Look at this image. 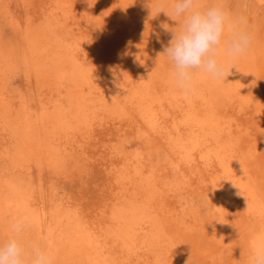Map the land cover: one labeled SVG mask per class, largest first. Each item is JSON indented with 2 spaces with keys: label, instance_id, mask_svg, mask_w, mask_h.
Instances as JSON below:
<instances>
[{
  "label": "bare ground",
  "instance_id": "bare-ground-1",
  "mask_svg": "<svg viewBox=\"0 0 264 264\" xmlns=\"http://www.w3.org/2000/svg\"><path fill=\"white\" fill-rule=\"evenodd\" d=\"M174 2L47 0L19 30L0 0L20 31L18 58L0 56V245L17 217L29 223L23 241L54 264H249L264 245V119L238 120L223 140L207 118L225 103L210 75L185 97L163 72L147 49L169 18L160 6L173 16ZM256 45L240 58L261 97ZM16 62L36 82L30 95L8 88Z\"/></svg>",
  "mask_w": 264,
  "mask_h": 264
},
{
  "label": "rangeland",
  "instance_id": "rangeland-1",
  "mask_svg": "<svg viewBox=\"0 0 264 264\" xmlns=\"http://www.w3.org/2000/svg\"><path fill=\"white\" fill-rule=\"evenodd\" d=\"M77 1H78V3L87 2V0H77ZM174 1L175 0H173V2ZM9 2H10L11 11H13V16L16 17V19L19 23V28H18L19 30H21L22 27L24 26L25 16H26L27 11L29 13H31L37 20H39V17H42V13L44 12V10H46L45 8L48 5L47 0H9ZM214 2L223 4L230 12H232L234 14L242 13L243 15L246 16L247 22H248L247 23V29L252 34V36L254 37L253 41H252V45H251L249 50L258 49L259 46L256 44L258 43L260 45V42L264 40V0H200V2H198V5H199V8L201 10H203L204 8L210 6ZM174 3H176V1ZM174 6H175V4H174ZM172 18L169 17L167 19H163L158 23L159 28L156 29L157 33L154 36L155 40L153 39L152 43H151V45L153 47L150 45L149 48L147 49V51H149V53L151 52L154 54V55L153 54H151V55L155 56L156 54H158V57L160 56L159 60H158L157 55L155 57L159 61V65H160L161 69L163 70V72H165L166 74H168L170 76H172V72L174 69H173L172 63L163 54L164 49H165V47H167L169 45V41L172 38L171 30L180 31L185 17H183V16L175 17L173 15ZM1 19H2V17L0 14V56L4 57L7 55V53H9V54H10V52L13 53L15 50L14 48H16L14 57H15V59H17L19 48H20V47H18V43L20 40V31L12 28L9 24H7L5 21H3V19L2 20ZM165 27H167V30H165ZM224 35L225 36H223L224 38L222 37L223 40L221 42L222 46L220 45L217 49V59L220 63H222L224 65L226 63H228V64H226L227 66L226 65L225 66L228 67V69H229V75L227 76L228 79L226 78L225 80H223V79H221V80L212 79L213 83H212V86L210 89V94L213 96L214 99H215V96L217 98H219V101H220L219 103H222L223 101H225V103H224V105L223 104L218 105L219 108L216 107L218 109H216V108L212 109L210 111V114L207 115V118L209 120H211V122L213 121L218 126L216 131L221 132L220 137L224 136V137H221V139L223 138V140H225L229 134L235 132V130H238L240 128L239 123L241 121L242 122L240 124L245 126L247 123H250V122H248L249 119L250 120L255 119V122L257 120H258L257 122L261 121L260 118L264 119V104H262V102H264V96L259 97V93L256 90H259L260 88H257L256 87L257 84H255L254 81H252L251 79H249L246 76L245 68L243 66H241L242 59L245 55H243V57H241L242 59L241 58L238 59V61L241 59L239 62L235 61L234 63H235L236 68L233 67L231 69V67L233 65L232 64L233 61L230 58H228L227 55H225L226 54V51H225L226 50V44H227V41L229 39V33L225 32ZM255 37H256V39H255ZM257 40H259V41H257ZM221 47H223V48H221ZM249 50L247 53H249ZM154 51L156 52V54ZM218 51L219 52L221 51V52L218 53ZM149 53L147 52V54H149ZM222 53H224V54H222ZM236 64H238V66H236ZM201 71L202 70H199V69L193 70V72L195 73V79L196 80L200 77V74H202ZM10 72L7 74V75H9L8 88L10 89V91L12 93H17L19 90L23 94L30 95L34 92L36 82L34 81V79L29 78V76H27L25 74L26 72L24 71L23 67H21V65H19L16 62L14 64V68L11 69ZM237 73H238V75H237ZM242 74H244V75H242ZM244 76H245V80H244ZM238 80L241 81V82H239L240 87H241L240 90H239ZM244 81H245V83H244ZM235 83H237V84H235ZM262 91L264 93V87H262ZM225 93L229 96H227ZM229 99L231 102L229 101ZM228 107L229 108L231 107L230 110ZM239 114L242 115V118H241V115L239 116ZM236 118H237V121L240 119H241V121L237 122ZM244 123H245V125H244ZM236 126H238V127H236ZM245 128H247V127L245 126ZM112 133H113L112 129L107 128V129H104L100 132H97L95 135V138L97 136V138L105 139V138H107V136L109 134H112ZM10 142H11V140H10ZM3 146L4 145L0 144V148ZM97 146H99V144L96 143V144L89 147V150L91 151L90 155H92V154L98 155V150H97L98 147ZM261 151H262V148H261V146H259L258 149H256V153L258 154V152H261ZM4 164H5L4 158L2 160V157H0V167H1L0 170L2 171L1 173H4L7 171V169H6L7 167H5ZM94 165H97V164H94ZM3 169H5V170H3ZM101 174H103V172H99L98 174H95V181L96 182L101 180V176H102ZM67 190L70 193H74V192L78 193V188H76V186L74 188H71V191H70L69 185H68ZM68 191H66V192H68ZM80 191H81V189H80ZM80 191H79V194H80ZM247 197H248V199H251V197L249 195H247L245 198H247ZM253 199H255V198H253ZM82 216L85 217L86 220H88V218H89L87 212H85Z\"/></svg>",
  "mask_w": 264,
  "mask_h": 264
},
{
  "label": "clouds",
  "instance_id": "clouds-1",
  "mask_svg": "<svg viewBox=\"0 0 264 264\" xmlns=\"http://www.w3.org/2000/svg\"><path fill=\"white\" fill-rule=\"evenodd\" d=\"M160 7V12L172 18L163 5ZM173 14L185 19L180 31L171 30L172 38L163 54L172 63L173 81L185 97L194 95L197 90L193 70H202L214 80H225L229 75L228 67L217 59V49L225 32L229 33L226 55L233 62L245 55L252 45L253 36L247 29L246 16L230 12L221 3L214 2L201 10L198 0H176ZM233 67L234 63L231 69ZM9 227L14 235L0 245V264H54V256L38 243L23 241V234L29 228L25 218H15ZM249 264H264V245L250 250Z\"/></svg>",
  "mask_w": 264,
  "mask_h": 264
}]
</instances>
